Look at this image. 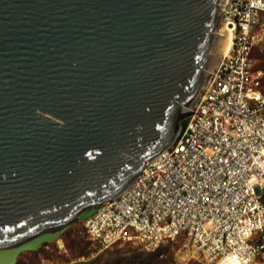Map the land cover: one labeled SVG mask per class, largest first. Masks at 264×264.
Returning <instances> with one entry per match:
<instances>
[{
	"label": "water",
	"instance_id": "1",
	"mask_svg": "<svg viewBox=\"0 0 264 264\" xmlns=\"http://www.w3.org/2000/svg\"><path fill=\"white\" fill-rule=\"evenodd\" d=\"M219 0H0V264L55 242L173 142Z\"/></svg>",
	"mask_w": 264,
	"mask_h": 264
},
{
	"label": "built area",
	"instance_id": "2",
	"mask_svg": "<svg viewBox=\"0 0 264 264\" xmlns=\"http://www.w3.org/2000/svg\"><path fill=\"white\" fill-rule=\"evenodd\" d=\"M219 10L231 46L182 112L173 142L83 220L104 250L174 244L204 264L264 263V73L253 56L264 0H220Z\"/></svg>",
	"mask_w": 264,
	"mask_h": 264
},
{
	"label": "rangeland",
	"instance_id": "3",
	"mask_svg": "<svg viewBox=\"0 0 264 264\" xmlns=\"http://www.w3.org/2000/svg\"><path fill=\"white\" fill-rule=\"evenodd\" d=\"M257 31L259 40L254 52L255 67L264 73V18ZM216 32H214L215 36H217ZM214 43L215 40L212 39V45ZM179 121L180 126L181 118ZM161 249L162 256L167 258L171 264H204L197 260L184 259L178 245L168 244L162 246ZM139 253H142V250L131 245H118L107 250L98 247L88 239L83 220L77 219L74 225L59 238V241L45 244L36 252L22 254L17 264H118L120 259L132 258Z\"/></svg>",
	"mask_w": 264,
	"mask_h": 264
},
{
	"label": "bare ground",
	"instance_id": "4",
	"mask_svg": "<svg viewBox=\"0 0 264 264\" xmlns=\"http://www.w3.org/2000/svg\"><path fill=\"white\" fill-rule=\"evenodd\" d=\"M219 2H220V0L218 1V6H219ZM218 14H219V19H218L217 25H216L213 33L216 32V30H219L221 28L223 31V34L221 33V36L218 37V35H217L218 32H216L217 36H215V34L213 35L212 39L215 40V43H214V45H212L210 47L207 62L203 67V70L205 71V76L210 70H212L217 65L220 58L225 53H227V51L229 50V48L231 46L230 36L227 34L224 26H222L220 23V10H219ZM203 84H204V81L200 86L199 92L201 91ZM199 92H198V94H199ZM198 94L194 98H192L191 100L182 104L179 108V111L183 112L185 109H187L188 107L193 105L197 99ZM147 161H149V160H147ZM57 241H59V238L55 242H57Z\"/></svg>",
	"mask_w": 264,
	"mask_h": 264
},
{
	"label": "trees",
	"instance_id": "5",
	"mask_svg": "<svg viewBox=\"0 0 264 264\" xmlns=\"http://www.w3.org/2000/svg\"><path fill=\"white\" fill-rule=\"evenodd\" d=\"M119 262L120 263L118 264H171V262L167 258L162 256L161 248L153 253H149L142 250V253L135 254L132 258H122L120 259ZM80 264H91V263H80Z\"/></svg>",
	"mask_w": 264,
	"mask_h": 264
}]
</instances>
